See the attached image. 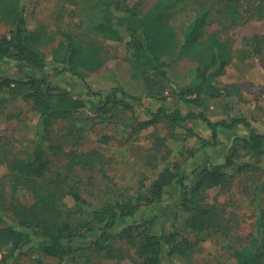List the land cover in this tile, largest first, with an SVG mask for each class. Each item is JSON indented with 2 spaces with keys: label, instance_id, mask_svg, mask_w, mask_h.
Masks as SVG:
<instances>
[{
  "label": "trees",
  "instance_id": "1",
  "mask_svg": "<svg viewBox=\"0 0 264 264\" xmlns=\"http://www.w3.org/2000/svg\"><path fill=\"white\" fill-rule=\"evenodd\" d=\"M128 1L81 0L88 26L74 35L65 30L48 33L40 23L33 22L29 0H0V23L7 29V34L0 36V62L14 65L15 73L18 72L15 77L0 72V95L8 91L31 101L33 122L30 153L15 155L0 146V166L7 171L4 181H0V208L17 222V227L5 226L0 217V264H25L17 256L35 242L30 249L56 264H93L94 258L112 264H163L164 247L168 264H187L194 245L202 240L201 235L217 231L232 240L230 235L238 228L235 219L226 218L216 205L209 206L205 201L210 190L230 186L228 170L237 166L236 173H241L249 169L248 161L264 158V133L258 132L246 118L212 121L200 110L207 101L215 102L221 96L212 80L235 59L247 57L244 51L233 50L230 38L221 39L207 28L217 24L231 29L252 20H264V0H202L180 36L171 23V12L180 7V0H156L142 16L126 5ZM57 35L60 42L48 61L43 49L50 47ZM252 42L255 52L260 54L264 38L253 36ZM117 45L123 46L125 61L139 75L169 81L170 62L184 59L193 62L197 81L181 88L177 97L186 107L200 111L184 113L166 105V98H159L158 108H144L146 116L138 119L135 107L136 103L143 105L140 98L121 86H109V82L94 89L87 79L114 58ZM50 67L52 74L48 72ZM64 75L76 81L78 94L53 84L52 80ZM226 94L230 96L227 91ZM88 110L92 111V117L107 119L114 118L116 113L129 112L136 131L163 120L171 128L192 133L186 125L196 123L209 134L203 148H217L225 132L241 134L232 141L223 163H206L192 170L195 176L192 184L186 182L182 167L172 164L133 193L109 185L97 195L91 187L95 185L94 172L98 167L104 175L103 153L74 150L72 146L58 144L52 135L56 120ZM75 131L69 129L66 134L75 137ZM61 139L64 141L62 136ZM161 146L155 149L160 151ZM104 177L107 178L106 174ZM6 181L14 190L28 192L31 203L8 204L3 191ZM172 186L179 188L181 199L173 220L159 227L162 222L154 218L115 232L118 221L132 218L142 208H166L167 189ZM257 192L253 201L254 235L246 244L232 249L234 264H264V179ZM178 215L194 240L180 233L176 225ZM74 219L82 220L79 232L72 227ZM157 227L159 235L153 232ZM117 242L126 248L115 249Z\"/></svg>",
  "mask_w": 264,
  "mask_h": 264
},
{
  "label": "rangeland",
  "instance_id": "2",
  "mask_svg": "<svg viewBox=\"0 0 264 264\" xmlns=\"http://www.w3.org/2000/svg\"><path fill=\"white\" fill-rule=\"evenodd\" d=\"M76 1L77 4H72ZM84 1V0H83ZM156 0H130L126 2L129 8H134L139 16L147 13ZM202 0H180V7L172 11L171 23L180 36L191 19L192 14L198 9ZM30 18L35 23H40L48 33L56 34L65 30L79 35L87 29L84 5L81 0H29ZM29 13V12H28ZM217 24L210 25L207 30L216 32L219 38H230L233 50L244 51L247 57L244 60L235 59L224 72L212 80L217 90H221V96L215 102L207 101L206 106L200 109L212 121L229 118H246L260 133H264V47L260 54L255 52L252 42L253 36L264 38V20H252L249 23L231 29H224ZM7 29L0 23V36L6 35ZM61 37L56 36L55 42L43 49L50 61V54L58 46ZM264 46V45H263ZM115 48L114 58L108 60L96 74L91 75L88 82L94 89L103 87L104 82L109 86H121L134 97L141 99L143 105L136 103L135 110L138 119L146 116L144 108L156 110L161 102L159 98H166V105L182 112L200 111L193 107H186L177 97L179 90L192 86L196 81V65L189 60L170 62L167 68L169 81L152 75H139L132 71L130 63L125 61V51L122 45ZM52 66V65H51ZM17 68L12 64L0 62V72L7 76L15 77ZM49 74H52L51 67ZM97 81L99 84H97ZM55 86L78 94L79 86L76 81L64 75L52 80ZM103 82V83H102ZM102 83V84H100ZM226 91L230 96H227ZM152 98H155L153 101ZM31 101L22 97H15L8 91L0 95V146L11 154L26 155L31 152L30 144L33 135L31 118ZM90 110L77 113L68 119H59L54 122L55 131L52 134L54 140L63 146H72L74 150L91 152L98 150L103 153L105 162L102 166L104 175L100 174V167L94 172V193L106 191L107 186L113 185L118 191L133 193L141 186H147L168 165H179L186 176V182L192 184L195 176L192 170L201 168L206 163H223L228 149L234 138L241 133L225 132L220 136L217 148H203L204 140L209 139V134L199 124L186 125L192 133L182 128H171L161 120L154 126L141 131L137 127L132 115L116 113L114 118L102 116L92 117ZM9 116H14L8 119ZM76 129L75 137L66 134L67 130ZM80 130V131H77ZM64 138V141L61 139ZM162 144L158 151L155 146ZM249 169L236 173L235 169L228 170L231 177L230 186L225 189H213L207 194L206 204L216 205L218 210L224 213L226 218L237 221L238 228L231 234L232 240L224 237L220 232L210 231L201 235V242L196 243L193 255L187 264H234L232 249L246 244L251 235H254V205L253 201L258 197L257 188L264 179V158L248 161ZM102 173V172H101ZM7 171L0 166V181L5 178ZM93 177L90 175V180ZM3 188L8 204L17 201L23 205L31 203L28 192L14 190L11 184L5 182ZM168 199L166 208H142L130 219L120 220L115 224V232H121L126 226H137L144 221L157 219L163 223L173 220L179 211L180 190L176 186L167 189ZM68 205H72L68 201ZM0 217L3 225L17 227V222L10 213L0 208ZM73 221V220H72ZM82 220L72 222V227L79 232ZM176 225L181 234L194 240L192 234H188L182 224V217L178 215ZM169 228V225H165ZM161 234L158 227L153 230ZM36 242L18 255L19 261L25 264H56L51 259L43 258L35 247ZM115 249L126 248L121 242H117ZM17 255V254H16ZM167 249L163 250V264L166 260ZM15 257V258H17ZM93 264H112L94 258Z\"/></svg>",
  "mask_w": 264,
  "mask_h": 264
}]
</instances>
